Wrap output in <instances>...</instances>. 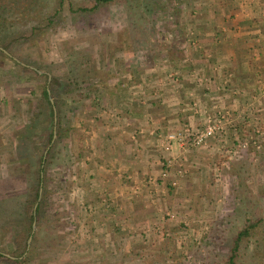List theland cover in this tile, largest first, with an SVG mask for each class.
I'll return each mask as SVG.
<instances>
[{
    "label": "rangeland",
    "instance_id": "1",
    "mask_svg": "<svg viewBox=\"0 0 264 264\" xmlns=\"http://www.w3.org/2000/svg\"><path fill=\"white\" fill-rule=\"evenodd\" d=\"M255 1L264 7V0H130L71 15L66 5L53 32L28 39L11 33L41 20L56 0L8 21L4 42H15L14 57L3 51L42 76L0 56V251L17 252L27 232L19 205L39 168L16 157L21 146L32 158L43 152L46 169L37 204L45 194L47 201L26 264H227L247 229L235 264H264V87L254 103L229 108L231 76L203 72L221 70L203 22L214 18L227 34L228 20ZM192 80L207 91L219 85L224 108H203L208 97L186 94ZM46 87L57 92L54 125ZM163 101L179 119L165 134L149 124V114L167 111L152 102ZM181 101L186 107L174 109ZM59 119L71 131L63 139ZM210 124L215 135L195 145Z\"/></svg>",
    "mask_w": 264,
    "mask_h": 264
},
{
    "label": "crops",
    "instance_id": "2",
    "mask_svg": "<svg viewBox=\"0 0 264 264\" xmlns=\"http://www.w3.org/2000/svg\"><path fill=\"white\" fill-rule=\"evenodd\" d=\"M244 11L245 13L239 16H230L228 24L223 28L226 29L227 34L222 33V29L218 30L219 25H215L214 18L203 22L208 32L213 34L215 48L211 50L214 52L210 53L215 58L214 60L221 65L220 71L212 68L208 69L205 65L206 68L203 69L204 77L213 78L218 76L221 81V76L226 78L231 76V87H229L228 92L229 105H227L229 108L235 109L251 104L255 99L253 96L262 91L264 87V7H260L258 2L255 1L249 7L246 6ZM217 30L220 34H217ZM201 41L204 47L210 45L206 44L205 41L210 40H206L205 36H203V39L201 38ZM223 46L225 47L223 48ZM205 51L208 52L207 49ZM184 86L186 88L185 93L188 95L195 91L198 99L199 96L208 97L203 103V108L208 106L215 108L218 105L220 108H224V105L221 104L224 102L222 100L223 89L219 85L212 86L208 91L205 90L206 88L201 89L202 87L194 81ZM187 88L189 89L187 90ZM161 103L152 102L151 107L155 110L164 107L167 110L166 113L153 112L152 115L149 114V124L153 123L156 131L165 134L166 131L170 130V127L179 123V119L171 113V115L168 114V110L172 108L171 105L174 103L167 104L166 101ZM176 105L178 107H174V109L186 107L183 101Z\"/></svg>",
    "mask_w": 264,
    "mask_h": 264
},
{
    "label": "trees",
    "instance_id": "3",
    "mask_svg": "<svg viewBox=\"0 0 264 264\" xmlns=\"http://www.w3.org/2000/svg\"><path fill=\"white\" fill-rule=\"evenodd\" d=\"M130 0H92L88 4L83 6H76L71 0H56L55 9L47 10L41 20L37 22H32V25L26 28L24 31L12 32L11 35H22L24 38H39L44 37L47 34L54 31L55 26L59 23L58 20L62 19L63 10L66 5H68V10L71 15H89L94 14L100 11L103 7H109L114 4H125ZM43 0H0V56H4L5 58L13 60L23 71H29L34 73L37 76H42L39 74L37 70H34L24 64H20L17 60H14L11 56L9 57L4 51H8L14 57L15 48L14 41L5 43V38H7V34L5 33L6 24L8 21H11L12 25L15 24L19 20V17L30 18L36 12V9L40 7V4ZM140 43H137V46ZM130 50L133 49L129 48ZM135 49V48H134ZM39 70V69H38ZM43 77L48 81L49 76L43 75ZM54 78L52 80L51 85L54 84ZM57 92L54 88H51V93L49 89L46 87L43 91V99L47 106L50 109V118L54 125V118H56V109H58L59 102L56 100L55 94ZM53 96H52V95ZM55 98L53 102L50 97ZM44 102V101H43ZM71 131L63 128L61 125V119L58 121L57 125V137L59 139L66 138ZM71 134V133H70ZM45 140L43 141V151L47 149L54 138L53 129L44 136ZM16 157L20 159L22 162H27L29 166L32 165V168H39L38 171H33L27 180L26 194L22 198V202L19 205L21 207L22 215L19 222L25 223L27 226V232L20 237V240L17 239V243L19 244V250L15 253H11L10 256H6L4 250L0 251V258L8 261L10 264H26L28 258L24 257L27 251L28 239L32 235L34 222L37 221V224L41 221V216L43 213L44 206L46 204L47 195L43 196L42 201L37 206L35 211L36 204L38 203L41 197V188L43 185L42 175L46 173L45 171H41V166L43 164L44 155L36 154L34 158L31 157V153L29 151H25L21 146H19L16 150ZM36 160V164L33 161ZM249 234V229L245 231L239 232L235 239L234 247L231 250V256L227 264H235V260L238 257L239 247L241 245L242 240L247 237ZM21 236V235H19ZM19 240V241H18ZM24 243V245H22ZM8 255V254H7Z\"/></svg>",
    "mask_w": 264,
    "mask_h": 264
},
{
    "label": "built area",
    "instance_id": "4",
    "mask_svg": "<svg viewBox=\"0 0 264 264\" xmlns=\"http://www.w3.org/2000/svg\"><path fill=\"white\" fill-rule=\"evenodd\" d=\"M217 128L218 125L215 124L208 125L202 133L198 134L197 137L193 139V143L198 146L203 144L204 142H206L208 139L212 138L215 135ZM176 138L177 137L175 136V134L169 136L170 140H176Z\"/></svg>",
    "mask_w": 264,
    "mask_h": 264
},
{
    "label": "water",
    "instance_id": "5",
    "mask_svg": "<svg viewBox=\"0 0 264 264\" xmlns=\"http://www.w3.org/2000/svg\"><path fill=\"white\" fill-rule=\"evenodd\" d=\"M56 137V132L54 133V138ZM47 152H48V150H47ZM46 152V153H47ZM41 193H42V189H41ZM40 199H41V197H40ZM37 206H38V204L36 205V207H35V211H36V209H37ZM35 230H36V222L34 223V225H33V232H32V235L30 236V239H29V242H28V245L30 246V244H31V241H32V239H33V235H34V233H35Z\"/></svg>",
    "mask_w": 264,
    "mask_h": 264
}]
</instances>
